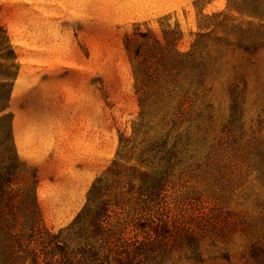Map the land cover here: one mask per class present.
<instances>
[{
  "label": "rangeland",
  "instance_id": "rangeland-1",
  "mask_svg": "<svg viewBox=\"0 0 264 264\" xmlns=\"http://www.w3.org/2000/svg\"><path fill=\"white\" fill-rule=\"evenodd\" d=\"M0 22L18 69L20 54L85 66L101 122L80 161L26 162L10 68L0 174L16 181L2 209L29 206L35 175L72 264H264V0H0ZM99 177L108 217L91 238L71 223Z\"/></svg>",
  "mask_w": 264,
  "mask_h": 264
},
{
  "label": "crops",
  "instance_id": "crops-1",
  "mask_svg": "<svg viewBox=\"0 0 264 264\" xmlns=\"http://www.w3.org/2000/svg\"><path fill=\"white\" fill-rule=\"evenodd\" d=\"M20 58L12 110L19 157L34 164L50 158L80 161L79 148L86 140L101 139V122L97 125L87 105L86 67L65 56L49 65L23 62V54Z\"/></svg>",
  "mask_w": 264,
  "mask_h": 264
},
{
  "label": "trees",
  "instance_id": "trees-1",
  "mask_svg": "<svg viewBox=\"0 0 264 264\" xmlns=\"http://www.w3.org/2000/svg\"><path fill=\"white\" fill-rule=\"evenodd\" d=\"M0 50H4L0 57L5 60L1 66L6 71L0 72L1 92L13 76V71L9 72L10 68L15 67L14 75L18 69L17 54L8 31L1 22ZM4 99V95L0 93V106L4 104ZM12 173L13 170L5 175L0 174V204L6 199L12 200L15 196L8 191L9 186L16 181ZM36 183V176L33 175V181L25 189V199L30 203L29 206L23 205V208L18 210H5L0 207V264H52L54 255L60 256L58 264H72L70 257L73 252L68 250L61 232H53L44 221L37 201ZM105 189L99 177L88 192L86 205L72 221V228L81 226L91 238L103 230L105 225L102 223L108 217ZM77 253L83 256L86 252L79 250ZM116 261L117 264H123L119 258Z\"/></svg>",
  "mask_w": 264,
  "mask_h": 264
}]
</instances>
